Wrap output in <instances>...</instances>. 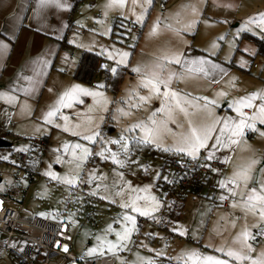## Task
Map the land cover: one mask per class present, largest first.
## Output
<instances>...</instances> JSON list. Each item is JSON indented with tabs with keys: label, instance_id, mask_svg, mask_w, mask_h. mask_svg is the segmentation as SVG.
<instances>
[{
	"label": "rangeland",
	"instance_id": "rangeland-1",
	"mask_svg": "<svg viewBox=\"0 0 264 264\" xmlns=\"http://www.w3.org/2000/svg\"><path fill=\"white\" fill-rule=\"evenodd\" d=\"M164 4L163 0H152V3L147 6L148 11L145 16L146 23L144 27V23L134 22L131 26V24H128V22H131L130 20L126 21L120 18H114L116 22L113 27L110 19L101 24L91 11L81 14L79 17V25L86 28L83 34L84 41H80V44L88 43L91 48L95 49L91 52L100 56V59L98 58L100 60V70L94 74L89 83L84 82L86 85L81 86L91 88L97 92L101 90V92H106L109 97L106 95L107 103L102 112V102H96L98 97L96 100L89 98L88 103L86 102L87 98L86 101L78 98L72 102L73 113L68 118L70 125L82 124L81 128L73 129V131L82 133L91 130L98 131L100 135L95 141H84L82 137L73 135V131H64L63 127L52 128L45 121L46 125L32 126L27 128L26 133L22 131L12 132L7 137L10 145L0 147V159L3 161L14 162L15 159L12 155L15 153H28L29 159L23 167L34 168L36 172L31 180L25 178L22 181L26 188L22 214L38 215L57 221L70 222V226L74 228L71 239L72 250L77 258L81 259L87 248L96 246L100 251L92 257L85 256L84 259L111 255L118 264H141L142 258L151 257L157 261V264H167L166 259L169 260L170 257L177 256L182 249L186 248L190 227L198 235L201 234L202 230H205V224L210 220L211 209L213 205L215 206L218 203L217 194L219 191L214 186H217L216 174L219 171H212V169L218 167L212 166L210 160L206 161L207 152L204 149H201L195 158L199 166L197 174L198 177H202L203 184L198 188L191 184L184 186L182 183L185 181H181V175L178 176L185 170L187 159L194 160L191 156L175 150L180 134L186 131L180 129L186 123L180 119H174L176 126L174 129L169 125L171 121H167L166 126L160 125V131L156 138L158 143L164 146H172L171 151H165L163 147L158 148L154 144H137L132 140L129 142L130 151L127 157L123 153L119 156L121 160L127 161L124 165H116L111 159H103L98 155H92L83 162L80 168H76V162H69L72 158L62 148L65 142H70L86 144L93 153L99 152L102 147L116 152L119 150L120 145L107 143V141L119 140L121 135L126 138L141 135L139 129L132 131H127V129L138 120L147 122L152 112L160 107L162 97L153 95L147 102L140 104L139 107L131 108V104L138 103L131 90L135 89L142 96L148 95L147 89L137 88L138 74L136 72L132 74L131 70L124 71L123 76L116 81H108L105 67L101 66L108 64L111 69L115 65L116 62L110 60L104 51L105 49L111 51L114 46L130 52L128 61L123 66H131L132 68L140 65L142 71L148 72L156 64L163 62L165 64V75H167L168 70L180 73L177 67L170 62L161 61V57L171 54V52H167L169 47L167 42L171 41L168 40L170 35L162 34L164 39L158 36L163 30L162 26L166 24L165 21L168 18L166 13L161 18L162 23L158 30L155 33L150 32L153 22L158 17L160 18V12L166 8V5L163 6ZM173 19H169L170 25ZM133 20L135 21V18ZM91 25L93 30L89 28ZM142 27L145 33L139 41L138 36ZM230 28L231 30L235 29ZM257 31L259 32V30ZM105 32L108 34H103ZM110 34L113 40L110 39ZM215 34L218 35L220 32L218 31V34ZM202 36H205V41L209 43L208 47H211L213 41H215L218 45V50L215 53H218L221 46L220 56L224 58L234 56L236 47L227 45L229 34L223 36L224 39L222 40L213 34L210 37H206L209 36L207 34ZM217 39L218 42H216ZM246 42L245 44H250L248 41ZM249 46L252 48L253 44ZM71 52L75 53V49ZM254 64L257 65L255 69L252 67ZM121 68L124 69L125 67ZM263 69L264 54L256 53L251 56V59L249 58V61L241 62L239 71L230 73L229 77H232L233 82L231 87L224 92L226 94L224 97L238 98L253 91L264 89ZM110 72L113 74L111 70ZM182 78L183 76L181 78L174 77L170 82V88L186 100H188L187 98H212V96L219 94V88L218 90L207 88V86L202 89L188 88L184 85ZM97 85H102V87H97ZM196 86H199L198 83H196ZM192 101L195 104H201L197 102L199 99ZM90 106L91 111H89ZM185 107L188 109L191 106L186 104ZM117 109H123L129 115H122ZM85 116L92 117L90 124L84 121ZM163 118V114H158L155 117L157 121ZM58 121L60 125L65 123L60 117ZM40 142L44 143L43 151L39 148ZM58 156L61 159L60 163L56 162ZM11 171H14V169L7 164L0 165V185H2L0 192H3L6 185L11 183L13 179ZM49 171L60 176L70 171L79 173L80 181L69 186L62 180H56L47 175L46 173ZM119 172H123L122 178L118 175ZM90 173L93 176L91 183L88 182ZM121 179L125 183L131 182L133 187L152 185L150 191L159 199L160 206L151 216L144 217L136 214V230L131 233L125 246L121 247L119 251L109 252L106 245L99 244L97 237H106L111 241L116 240L115 233L106 230L109 224L114 229L120 228L121 217L118 214L123 211L120 202L122 199L127 200L128 197L127 188L123 189L122 195H117V192L121 189V185L118 183ZM98 184L100 185L99 188H97ZM181 197H184L182 206L176 214V208L171 204V200ZM113 200L115 203L112 202ZM69 215H71V219H69ZM175 227L181 228L185 234L181 235L172 231ZM5 239L6 234L0 231V249ZM156 251H161L164 255L158 257Z\"/></svg>",
	"mask_w": 264,
	"mask_h": 264
},
{
	"label": "crops",
	"instance_id": "crops-1",
	"mask_svg": "<svg viewBox=\"0 0 264 264\" xmlns=\"http://www.w3.org/2000/svg\"><path fill=\"white\" fill-rule=\"evenodd\" d=\"M163 1L165 3L163 6L166 5V8L160 12V19L165 13L168 16L165 21L166 24H169V19L174 18L171 22V28L163 25V30L158 35L161 39H164L162 35L164 33L170 35L168 40L171 41L167 42L170 48L168 47L167 52H171V54L182 52L186 59L203 56L208 61L220 66L213 69L209 64L205 65L207 74L184 75L182 81L186 87L202 89L207 86V88L210 87L214 90L219 88V93H224L233 82L232 77H229L230 73L239 71L241 62L249 61V58L251 59V56L256 53L264 54L262 53L263 48L259 52L258 41H261V36L259 37L257 31L259 29L250 25L253 31L240 30L241 23L246 21L248 17L264 12V0ZM73 2L74 0H67L70 7L57 9L53 6L38 7V0H0V40L9 45L6 53H0V92H7L17 97V100L11 104L0 98L1 138L7 140L8 135L12 132L22 131L26 133L27 128L40 124L46 125L43 119L44 113L48 111L49 106L56 101L58 96L74 84L86 85L74 77V71L82 54L85 51H94L95 49L91 48L88 43L80 44V41H84L83 34L86 29L77 23L80 22L81 14L91 11L99 21L110 19L112 22L114 18H120L121 20H130L131 22L128 24L131 26L134 24L133 18L135 17L129 11L132 8L131 0H126L123 16L120 15V9L114 8L108 10L107 17L104 16L106 0H82L77 3L76 10L72 12ZM193 5L197 9L196 13L192 11ZM29 8H32V14L29 21L25 22L24 18ZM140 10V6L137 4L135 12L139 13ZM189 21H194V23L191 29L185 30V25ZM143 27L138 36L139 41L145 33ZM230 27L235 29L231 30ZM89 28L93 30L92 25ZM253 32L258 34L254 35ZM203 34L209 35L206 37H210L212 34L217 37L229 34L227 45L236 47L234 56L232 58L220 56L221 46L218 53H215L218 50L217 47H208L209 43L205 41ZM13 36L14 39H11L10 37ZM110 39L113 40L111 34ZM70 41L72 42L70 43ZM246 41L253 44V47L250 48V44H245ZM74 49L75 53L71 52ZM170 63L181 72V65H177L174 61ZM107 66L105 73L111 74V69L108 64ZM119 67H125L126 72L131 70L130 72L135 74L132 70L134 67L123 65H119ZM252 67L255 69L257 65ZM221 69L223 70L221 71ZM196 83H198V87ZM90 90L92 89L90 88ZM101 93H103V98L107 100L108 94L106 92ZM89 98L93 97L84 94L79 96V99L87 103ZM187 99L196 101L195 98ZM209 99L217 101V106L212 109L216 116L239 118L238 114L230 109L227 104L228 101L235 98H225L224 95L218 94ZM98 100L101 98L98 97ZM197 102L201 103L199 105L204 104L202 98ZM254 103H259V100L254 101ZM101 107L102 112L106 103L102 102ZM242 110L249 114L252 111V109L247 108ZM61 112L62 114L64 112L65 116H72L73 108H62ZM58 118L59 116L53 118V123H48L49 126L57 128ZM174 119L185 121L186 123L180 129L187 130L189 120L198 125L207 120V115L206 110L202 108L190 107L187 116L183 112L175 110ZM169 125L173 129L176 127L175 122L172 121ZM262 132H264V125L256 121L255 129H245L238 144H234L230 148L218 147L214 151V158L210 161H216L220 164L217 168L219 172L216 174V182L227 177L235 166L245 163L250 157L264 160V136L261 135ZM213 142L214 140L209 141V146ZM225 156L230 158L228 162L224 160ZM261 167H264V162L257 165V175H259V168ZM216 185L214 188L219 191L217 194L219 205L218 203L213 205L210 220L205 224V230H202L200 235L196 234L190 227L186 248H197L202 252L212 254L213 249L217 246L237 247L238 245L233 243V237L245 223L252 225L255 222L252 215L245 217L239 207H230V200H225L226 205L224 207L225 201H221L219 196L222 192L227 195V192L222 190L218 183ZM233 220H235L234 225ZM73 232L74 228L69 226L71 236ZM251 243L254 249L253 255L264 250V236L256 237ZM165 261L167 264H176L175 260L166 259Z\"/></svg>",
	"mask_w": 264,
	"mask_h": 264
},
{
	"label": "snow or ice",
	"instance_id": "snow-or-ice-1",
	"mask_svg": "<svg viewBox=\"0 0 264 264\" xmlns=\"http://www.w3.org/2000/svg\"><path fill=\"white\" fill-rule=\"evenodd\" d=\"M132 8L129 10L131 15L135 17V23H146L145 16L148 11V5L152 3V0H131ZM139 4L140 12H135V7ZM53 6L57 9L68 8L70 4L67 0H38V7ZM126 7V0H106L104 5V16L107 17L108 10L118 8L120 9V15H124V9ZM193 13L197 12L196 7L192 6ZM79 23V21L77 22ZM99 23L103 24L104 21L101 20ZM162 21L158 17L156 21L153 22L150 32L155 33ZM194 21H189L185 25V30L191 29ZM250 25H254L259 29V34L261 38L264 39V12L258 13L255 16H250L246 21L241 23L240 30L253 31ZM165 27L171 28L170 24H165ZM105 35L108 33L105 32ZM254 35L258 34L253 32ZM14 39L13 37H10ZM218 39H224L223 36L218 37ZM72 41H70L71 43ZM218 45L213 41L212 47L215 48ZM9 45L3 40H0V53H6ZM91 50V49H89ZM110 60L115 61V65L111 67L113 74L117 73V67L119 65L126 64L130 52L123 49L115 48L113 46L112 50H104ZM161 61L172 62L174 61L177 65L182 66L180 73L173 72L171 70L167 71L165 75V64L163 62L158 63L154 68L148 72L142 71L140 65L135 66L132 70L138 74L139 80L137 83V88H144L148 90V95L142 96L136 92L135 89L131 92L135 95L138 103L131 104V108H137L140 104L147 102L153 95L161 96L160 107L152 112V115L148 117L147 122L136 121L133 123L127 131H132L139 129L140 136L125 137L121 135L119 140H109L107 143H113L120 145L118 151L113 152L108 148H101L99 152L93 153L91 148L86 144L82 143H70L65 142L62 148L65 152L69 153L71 160L69 162H76V168H80L85 160H87L92 155H98L103 159H111L116 165H124L127 161L121 160L119 158L120 154L123 153L127 157L130 149L129 142L134 140L137 144H154L156 147H163L165 151H171L172 146H164L157 142V136L160 131V125H165L167 121L175 122L174 111L179 110L183 112L185 116L188 115V109L185 105H190L193 108H202L206 110L207 120L201 124H193L191 120L188 121V127L186 132L180 134L179 142L175 146V150L180 153H184L195 159L200 153L201 149L207 152V160H212L214 158V151L219 148H230L234 144H238L240 139L244 135L245 129H255L256 121H259L261 125H264V89L253 91L245 96H240L231 101H228V107L233 109L238 114V119L230 116L219 117L213 112V108L217 106V101L208 97H203V105L195 104L193 101L185 100L176 91L170 88V82L174 77H181L184 75L193 76L199 73L207 74V69L205 65H211L213 69L219 68L220 66L208 61L203 56H195L191 59L184 58L182 52L172 53L170 55H164L161 57ZM101 67H108L107 65H102ZM223 69H221L222 71ZM97 87H102V85H97ZM80 94L89 95L96 100L97 97L101 100H97V103H107V100L103 98V93L93 91L82 87L81 85L74 84L69 89L63 91L56 101L49 106L47 112L44 113L43 119L49 123H53V118L59 116L64 120V124H57L56 127H63L64 131H73V129L81 128L82 124L77 123L75 125H70L68 116L62 114V108H70L72 102L77 100ZM219 95H226L225 93H219ZM0 98L6 100L7 103L11 104L17 100V97L7 93L0 92ZM200 99V98H195ZM259 100V103H254V101ZM82 103V101H81ZM252 109L251 114L243 111L242 109ZM91 111V106L89 108ZM122 115H129L128 112L123 109H117ZM158 114H163V119L157 121L155 117ZM84 121L91 123L92 117L85 116ZM73 135L80 136L84 141H95L99 137V132L96 130L76 132L73 131ZM264 136V132L261 133ZM214 140L209 147V141ZM7 159V157H5ZM229 157L225 156L224 160L229 161ZM57 163L61 162L60 157H57ZM264 162L261 158L250 157L248 160L233 168L231 174L227 177L220 179L217 183L222 190H226L227 195L222 194L219 196L221 201L230 200V207H239L244 213L245 217L247 215H252L255 218V222L252 225L245 223L241 230L237 232L236 236L233 237V243L238 245L233 246H217L213 249V253H205L197 248H185L175 256L170 257L169 260H175L176 264H264V250H261L257 254L253 255L254 249L252 246V241L258 236H264V167L259 168V175L256 174L257 165ZM207 166V165H205ZM214 172H218V169H212ZM53 179L62 180L66 185L72 186L80 181L79 173L69 172L63 176H60L53 172L46 173ZM118 175L122 178L123 172H119ZM93 176L90 173L88 177V182L91 183ZM121 185L120 191L117 195L123 194V189H128L127 200L122 199L120 202V207L123 210L118 216L121 217L120 228L114 229L111 224L107 226L109 232H114L116 236L115 241L108 240L106 237H97V241L100 245H106L107 251L112 252L113 250L119 251L121 247H124L126 242L129 240L131 233L136 230V214L140 216H151L155 213L159 206V199L153 195L150 191L152 185H144L143 187H133L131 182L118 181ZM100 185H97L99 188ZM2 188V185H0ZM115 203V201H112ZM71 219V215H69ZM233 225L235 220L232 221ZM255 229V232H253ZM174 232H178L184 235L185 232L179 228L175 227L172 229ZM150 235V234H146ZM16 245L13 244L12 247ZM209 247H212L209 245ZM67 246H64V251H67ZM100 249L96 246L87 248L85 253L82 254L81 259L85 256L92 257L98 253ZM164 253L161 251H156V256H163ZM157 264V261L151 257L142 258L141 264Z\"/></svg>",
	"mask_w": 264,
	"mask_h": 264
},
{
	"label": "built area",
	"instance_id": "built-area-1",
	"mask_svg": "<svg viewBox=\"0 0 264 264\" xmlns=\"http://www.w3.org/2000/svg\"><path fill=\"white\" fill-rule=\"evenodd\" d=\"M31 14L32 8H29L25 22L29 21ZM261 41L264 42V39L261 38ZM39 148L44 150L43 142H40ZM28 155L26 152L15 153L12 156L16 162L0 159V165L7 164L14 169L11 171V183L0 192V231L6 234L0 249V264H118L111 255L77 258L72 250L70 222L22 214L23 198L26 196L22 181L25 178L31 180L35 174V169L23 167L29 159ZM211 165L218 167L220 164L213 161ZM13 244L16 246L12 247ZM65 245L67 251H64Z\"/></svg>",
	"mask_w": 264,
	"mask_h": 264
},
{
	"label": "trees",
	"instance_id": "trees-1",
	"mask_svg": "<svg viewBox=\"0 0 264 264\" xmlns=\"http://www.w3.org/2000/svg\"><path fill=\"white\" fill-rule=\"evenodd\" d=\"M82 0H74L73 2V7H72V12H74L76 10V5L78 2H80ZM116 20L114 19L112 21L113 26L115 25ZM259 44V48H263L262 53H264V42L262 41H258ZM100 56H98L96 53L91 52V51H85L76 68L74 71V77L82 82L85 83H89L92 80V77L94 76V74L100 70ZM99 58V59H98ZM125 70L121 67H117V73L116 74H106V79L108 81H116L117 79H119L120 77H122L123 72ZM185 159V157H184ZM188 166H190L191 168H189ZM34 168H32L33 170ZM199 172V166L197 165V160H189L187 159V163L185 166V170L181 173L178 174V176L181 175V181L184 180L185 182L182 183L184 186H189L190 184L196 188L200 187L203 184V180L202 177L199 176L196 178V174ZM178 178V179H179ZM177 181V179H176ZM181 183V182H180ZM181 184V185H182ZM184 197L181 198H175L171 200V204H173V206H175L176 211L175 213L177 214L182 206V199Z\"/></svg>",
	"mask_w": 264,
	"mask_h": 264
},
{
	"label": "water",
	"instance_id": "water-1",
	"mask_svg": "<svg viewBox=\"0 0 264 264\" xmlns=\"http://www.w3.org/2000/svg\"><path fill=\"white\" fill-rule=\"evenodd\" d=\"M9 145H10V143L7 140L0 137V147H5V146H9Z\"/></svg>",
	"mask_w": 264,
	"mask_h": 264
}]
</instances>
